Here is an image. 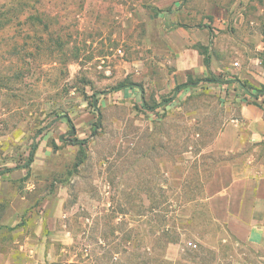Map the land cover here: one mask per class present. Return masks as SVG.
<instances>
[{"label":"rangeland","instance_id":"obj_1","mask_svg":"<svg viewBox=\"0 0 264 264\" xmlns=\"http://www.w3.org/2000/svg\"><path fill=\"white\" fill-rule=\"evenodd\" d=\"M178 2L182 21L152 0H0V264L232 262L235 242L222 240L195 199L229 159L212 145L237 113L221 86L245 82L230 68L251 62L228 47L244 5ZM257 5L264 0H247V12ZM221 11H229L222 27ZM169 21L204 29L208 43L196 46L215 59L183 97L158 36ZM254 28L264 37L261 23ZM251 45L252 64L264 69V47ZM84 108L93 114L85 135L67 121L62 140H45L59 114L82 118ZM188 212L202 218L187 221ZM257 252L252 264L264 261Z\"/></svg>","mask_w":264,"mask_h":264},{"label":"crops","instance_id":"obj_2","mask_svg":"<svg viewBox=\"0 0 264 264\" xmlns=\"http://www.w3.org/2000/svg\"><path fill=\"white\" fill-rule=\"evenodd\" d=\"M152 1L159 9H168L163 12V15L166 13L175 21H182L184 11L178 0ZM242 1L244 5L242 10L241 8L237 9L234 13L233 25L235 30L234 34L229 36L231 41L229 40L228 47L234 48L240 54L246 52L242 56L250 59L251 62H247L243 69L239 67L230 68L231 71L240 75L241 81L246 79L247 82L221 86V88L223 87L222 93L226 94L227 89L229 99L236 105L237 113L230 117L229 122L214 138L212 145V147L227 154L229 159L215 166L210 178L204 181L202 185L201 196L195 199L199 205L202 203L203 210L206 207L210 220L220 225V228L224 230L226 235L222 240L229 238L235 242V246H237L233 251L235 256L230 264H252L248 260L249 256H252V252L257 250V254H260L257 259H264V69L261 65H253L254 59H251L252 57L250 58L247 52L248 49H251V43H257V46L264 47L263 34L254 28L259 23H261V28H264V6L257 5L249 13L247 12L249 11L247 0ZM228 12L221 11L222 14L218 18L220 27L225 25ZM203 31L204 29L201 31L191 26L172 25L171 21L159 24L158 36L168 53L174 56L176 60L175 69L169 74L170 86L172 87L173 81L174 86L181 83L186 84L175 91L177 97H183L193 89L200 87L196 81L188 82V80L190 81L191 78L197 76L204 77L207 67L214 59L209 46V64L206 66L204 55L196 47L197 42L202 45L208 43L207 35ZM224 46L226 47V44L222 43L221 49H225ZM235 63L239 64L238 61ZM217 68L220 67L217 66ZM122 90L124 94L135 93L133 89L129 88ZM170 106H172L171 101ZM164 107L167 108L166 105ZM58 116L60 118L55 122L53 128L44 133V136H47L45 140L56 137L62 140L63 131L68 128L69 123L63 114ZM81 116H68L69 122L75 127L73 128L74 135L78 138L85 135L80 133L84 131L86 124L92 122L93 114L91 110L84 108L83 117L80 118ZM78 118L81 121H78ZM79 122H82L83 127L79 125ZM23 168L28 169L27 167ZM192 201L191 199L186 203L190 205ZM186 215L187 221L194 219L197 223L202 218L199 215L191 217L189 212ZM61 239L60 236L57 243L58 248H61L62 242L65 243V238ZM6 243L9 244L8 241ZM3 244L1 241L0 248ZM34 246L20 243L17 248L22 250ZM10 247L5 246V248ZM259 262L264 264L262 260Z\"/></svg>","mask_w":264,"mask_h":264},{"label":"trees","instance_id":"obj_3","mask_svg":"<svg viewBox=\"0 0 264 264\" xmlns=\"http://www.w3.org/2000/svg\"><path fill=\"white\" fill-rule=\"evenodd\" d=\"M197 47V46H196ZM198 48V50H199V52L201 53V54H203L204 55V64L206 65V66H208V64H209V53H208V50H207V46H199V47H197ZM214 80H216V79H207V81H214ZM188 82H189V80H188ZM184 85H186L185 83H181V84H179V85H176V88H175V90L174 91H177V90H179L181 87H183ZM126 87V85H124V84H119L118 86H116L115 88L116 89H121V88H125ZM91 105H92V107H94V109L96 108V104L94 103L93 104V102L91 103ZM158 106V105H157ZM156 106V107H157ZM64 118L69 122V118L67 117V116H64ZM33 149H35V145H32L31 146V151H30V154H29V156L31 157V155H32V153H33Z\"/></svg>","mask_w":264,"mask_h":264},{"label":"built area","instance_id":"obj_4","mask_svg":"<svg viewBox=\"0 0 264 264\" xmlns=\"http://www.w3.org/2000/svg\"><path fill=\"white\" fill-rule=\"evenodd\" d=\"M194 246H195V244H194Z\"/></svg>","mask_w":264,"mask_h":264}]
</instances>
